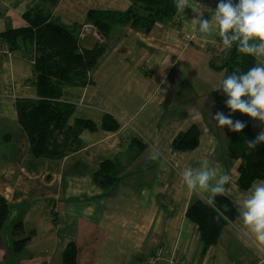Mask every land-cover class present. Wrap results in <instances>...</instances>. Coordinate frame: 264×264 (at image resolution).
Masks as SVG:
<instances>
[{
	"label": "crops",
	"instance_id": "obj_1",
	"mask_svg": "<svg viewBox=\"0 0 264 264\" xmlns=\"http://www.w3.org/2000/svg\"><path fill=\"white\" fill-rule=\"evenodd\" d=\"M197 2L214 11L219 0ZM106 3L121 1L0 0V14L6 11L12 18L7 23L0 18V195L12 207L11 224L23 222L29 237L27 254L20 258L23 253L14 250L10 224L11 262L64 264L66 247L75 243L79 264H171L173 256L190 264H264V249L258 248L237 216L224 227L218 243L207 247L198 226L187 217L191 204L206 200L208 194L188 191L180 175L186 167L197 168L207 160L221 173H229L227 196L236 209L238 197L248 191L238 186L241 160L231 153L232 140L226 139L227 128L217 125L215 114L249 120L256 136L264 125L232 113L227 96L218 90L232 74L226 64L235 46L221 52L219 43L202 40L198 26L190 23L196 14L191 8L178 14L175 0L158 5L149 32L114 25L107 52L87 86L64 94L80 108L76 117H91L95 108L102 114L100 124L95 121L99 127L108 115L119 129L85 133V148L60 161L31 154L15 104L17 98H37L34 46L11 51L1 34L25 25L22 15L35 7L79 34L93 23L90 13L101 12L98 5ZM78 5L82 23L80 13L73 11ZM123 5L130 8L134 3L126 0ZM204 15L211 19L210 13ZM97 41L93 36L84 45L88 48ZM193 126L200 131L198 147L175 150V139ZM14 133L21 140H15ZM212 137L215 142H210ZM153 150H159L160 160L150 159ZM104 161H120L123 169L122 180L108 189L93 180ZM29 207L35 213L27 220ZM4 249L0 240V264L7 256Z\"/></svg>",
	"mask_w": 264,
	"mask_h": 264
},
{
	"label": "trees",
	"instance_id": "obj_2",
	"mask_svg": "<svg viewBox=\"0 0 264 264\" xmlns=\"http://www.w3.org/2000/svg\"><path fill=\"white\" fill-rule=\"evenodd\" d=\"M162 1L134 0V5L127 10L106 15L92 11V22L104 41L94 42L88 48L84 45V40L91 37L81 36V32L78 34L77 30L40 7L22 15L25 25L1 34L11 51L21 49L25 44L34 46L37 98H17L15 106L18 122L28 140L30 152L36 159L63 160L85 148V133H94L100 129H119L118 122L108 115H104L100 127L93 119H73L76 105L64 99L65 91L87 86L89 75L107 52L114 25H132L149 32L155 25V10ZM233 2L238 3V0ZM255 64L254 57L239 54L235 47L226 66L231 72L242 73ZM243 122L246 127L242 133L235 132L230 150L241 160L238 186L246 191L254 181L264 179V144L258 145L255 150L247 148V140H254L257 136L253 133L250 121L245 119ZM199 142L200 131L193 126L175 139L173 148L177 151L194 150ZM122 172L119 162L104 161L94 173L93 180L101 188L108 189L122 180ZM216 204L221 210L227 209L224 212L227 220L210 208L205 199L194 202L187 210V217L198 226L206 247L217 244L224 227L237 216L236 207L228 196H217ZM11 211L9 201L0 195V232ZM12 234L15 252H23L29 240L23 222L15 224ZM63 259L64 264H79L75 243L68 244Z\"/></svg>",
	"mask_w": 264,
	"mask_h": 264
},
{
	"label": "clouds",
	"instance_id": "obj_3",
	"mask_svg": "<svg viewBox=\"0 0 264 264\" xmlns=\"http://www.w3.org/2000/svg\"><path fill=\"white\" fill-rule=\"evenodd\" d=\"M175 8L178 14L191 8L196 16L190 23L198 26L202 40L219 43V51L235 46L239 53L255 58L256 64L246 72L234 71L227 75L218 90L227 96L226 106L232 113L240 112L264 125V0H238V3L219 0L214 11L197 0H175ZM205 12L210 13V20L205 18ZM214 120L219 127H227L236 133H242L246 127L244 122L234 121L222 112H217ZM210 142H215V138H210ZM261 144H264V131L246 142L249 150H255ZM160 158L159 150H153L150 159L158 161ZM180 175L188 191L207 193V205L224 216L227 209L221 210L217 206L216 197H227L231 191L228 186L232 184V176L229 173H221L204 160L200 167H186ZM238 205L237 219L252 235L258 248L264 249V179L254 181L247 193L238 197ZM224 219L228 217L224 216Z\"/></svg>",
	"mask_w": 264,
	"mask_h": 264
},
{
	"label": "rangeland",
	"instance_id": "obj_4",
	"mask_svg": "<svg viewBox=\"0 0 264 264\" xmlns=\"http://www.w3.org/2000/svg\"><path fill=\"white\" fill-rule=\"evenodd\" d=\"M121 1V4L120 5H108V3H106V4H104V5H98L99 6V8H101V13L102 14H104V15H106L107 13H112V12H115V11H125L126 9H128V7L130 6V5H123L124 4V2L126 1V0H120ZM133 3H134V0H133ZM73 11H75V12H78V13H80L81 12V5H78L77 7H73ZM0 18H4V20L2 21L3 23H7V22H10V21H12V18H11V14L10 13H7L6 11H1V14H0ZM79 19H80V23H82L83 22V19H81V13H80V17H79ZM78 19V20H79ZM100 36V37H99ZM99 36H98V38L96 37V39H98L99 40V42H102V41H104L103 39H102V36H101V34H99ZM68 93H69V89H67L66 91H65V95H68ZM74 102H76V101H74ZM73 103V102H72ZM75 104V103H74ZM76 105V104H75ZM78 109H80V108H78L77 106H76V111H75V113H74V117H73V119L76 117V116H78V114H79V111H78ZM94 111V112H93ZM93 111H92V113H93V115L91 116V117H89V115H82L84 118H87V119H93L94 121H96L98 124H100V122H101V116H102V114H101V112L100 111H95V108H93ZM0 125H1V123H0ZM12 128V127H11ZM227 128V127H226ZM227 131H228V135H226V139L227 140H232V138H233V136H234V134H235V132H232V131H230L228 128H227ZM234 133V134H233ZM87 134H89V133H87ZM23 135V134H22ZM233 135V136H232ZM14 139L15 140H21V136L19 135V134H16V133H14ZM10 152V151H9ZM232 153V152H231ZM17 154V153H16ZM234 157H236V156H234ZM6 159H2V160H4V161H6V164H7V162H9V160H8V158L7 157H5ZM120 162V161H119ZM149 170H151V169H149ZM26 205H24L23 207H25ZM30 208V210H31V213L28 215V217H27V220L29 219V216L31 217V215H33L32 213H35V210H34V207H29ZM13 215L14 214H10V216L8 217V220H7V222H6V224H5V226H4V228L1 230V236H0V240H1V242H2V246L5 248L4 250H5V252H6V254H7V256H5L4 255V258H3V261H4V264H13L12 262H11V256H12V254L8 251V249H7V243H8V239L10 238L11 239V237H10V234H9V227H10V224H11V220H12V217H13ZM14 224V223H13ZM13 224H11V229L13 230V228H12V226H13ZM15 226V225H14ZM13 226V227H14ZM25 227V226H24ZM12 240V239H11ZM27 245L24 247V250H23V252H21V253H23L22 254V256H19L20 258H22V257H24L26 254H27ZM20 262V261H19ZM40 264H43V263H40Z\"/></svg>",
	"mask_w": 264,
	"mask_h": 264
},
{
	"label": "built area",
	"instance_id": "obj_5",
	"mask_svg": "<svg viewBox=\"0 0 264 264\" xmlns=\"http://www.w3.org/2000/svg\"><path fill=\"white\" fill-rule=\"evenodd\" d=\"M99 31L97 29V27L94 25V23H88L85 26L82 27L81 29V36L83 37H87V36H91V37H97L99 36ZM100 37V36H99ZM171 264H190L187 260H185L183 257L181 256H173L171 259Z\"/></svg>",
	"mask_w": 264,
	"mask_h": 264
}]
</instances>
